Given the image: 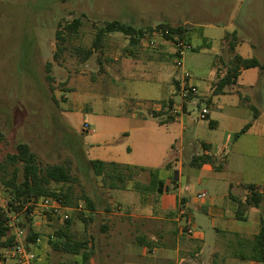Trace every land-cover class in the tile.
<instances>
[{"label": "rangeland", "instance_id": "1", "mask_svg": "<svg viewBox=\"0 0 264 264\" xmlns=\"http://www.w3.org/2000/svg\"><path fill=\"white\" fill-rule=\"evenodd\" d=\"M75 19L80 20L77 30H69L66 26ZM113 20L136 28L168 22L189 30L192 48L183 52V66H177L173 57L175 77L186 69L198 87V94L191 97L196 104L180 111L184 127L173 121L162 126L160 118L152 116L156 100L172 91L165 82L166 72L147 81L101 71V65L116 63L117 53L122 57L128 53L123 45L129 37L120 32L116 38L106 35L94 48L98 29ZM57 32L64 39H58ZM87 50H91L88 57ZM236 54L264 64V0H0V163L19 142L28 143L43 164L68 163L77 178L68 234L74 239L94 238V264H148L140 238L134 239L138 230L133 215L155 210L161 196L148 189L149 172L136 169L125 188L111 189L87 162L113 160L134 168H159L167 181L175 172L166 171L164 165L176 161L177 168L183 164L179 192L190 203L199 192H206L203 202L212 199L227 210L233 204L229 192L242 195L248 183L264 185V68L243 70L235 83L215 93ZM172 95L177 105H183L179 91ZM204 107L209 114L198 119ZM140 120L142 128L131 130ZM248 123V131L235 137ZM204 143L218 153L210 169L191 164L194 154L204 152ZM85 197L92 200L95 211L108 207L106 218L95 212L86 225L81 217L89 219L92 212ZM6 198L0 185V202ZM191 217L204 231L207 247L218 239L204 212L193 208ZM65 220L61 214L45 218L36 212L33 229L39 241L33 244L37 255L33 264H82L81 255L51 244ZM106 223L108 229L103 231ZM112 228L123 238L126 235L124 244L110 249L101 241Z\"/></svg>", "mask_w": 264, "mask_h": 264}, {"label": "crops", "instance_id": "2", "mask_svg": "<svg viewBox=\"0 0 264 264\" xmlns=\"http://www.w3.org/2000/svg\"><path fill=\"white\" fill-rule=\"evenodd\" d=\"M116 37H118L116 32L109 33L106 39ZM126 40V42L129 41L131 45H134V50L132 51L127 49L126 42L123 45L128 52L126 54L131 55V57L127 55H123L122 57L121 53H117L114 57L116 63H111L112 65L108 66L101 65V71L109 72L113 70L115 73L125 78L134 79L140 77L147 81L157 80L156 76L158 74L166 72L168 75L165 82L170 83L172 91L169 97H161L156 100L153 106L152 116L159 117L160 123H163L162 126L170 125L171 121H167L165 118L169 114L175 115L172 113V109L177 103L175 101L174 105L169 107L168 105L164 106L162 101L168 100L171 97L174 99L172 94L175 90L177 91L175 82L177 76L175 77L174 75L175 62L173 57L175 56V47L173 42L166 38H158L157 44L152 48L147 46L146 40L143 39L142 41L131 42L129 37V39ZM242 72L243 70L241 73ZM105 84L106 82H104V85ZM105 86H112V84H107ZM250 87L251 86H249V88ZM186 107L188 108V105ZM187 108L186 110H188ZM154 114H158V116ZM133 118L137 119L136 114H134ZM141 122L140 120L131 130L142 128ZM173 122H180V126L184 127V116L182 113H180L178 117H175ZM126 130L127 129L122 130V132L125 131L123 135L128 134ZM204 144L207 145L203 146L204 152L194 155L209 154L217 157L218 153L216 150H213L211 144ZM180 151H182V148L179 152ZM175 159L178 160L177 157ZM104 161L109 162L110 160ZM166 164H168V166H166ZM164 167L166 171L175 172L174 175L176 179H174V175L171 177L172 180L169 178L166 181L164 178V191L161 196H158V204L155 210L147 213L139 212L133 215L134 219L137 221L136 227L138 230L134 239L140 238V242H142L141 244L143 246L142 255L148 258V264H264L257 259L255 244L253 242L255 235L260 231V227L262 224L264 225V214L260 215V210L264 209V201L260 207H250L247 210L248 218L246 220H240L235 217L236 202L233 197L244 202L249 194L247 189L249 183L245 186L246 191L242 195L228 193L227 196L233 201V204H228L227 210L222 206H217L212 199L209 202L196 199L192 200L190 203L188 199L179 192L182 187L180 174L183 170V164H180L177 168L176 161H169L165 163ZM212 167L213 165L208 163L199 166L201 169H210ZM202 180V177H199V181ZM255 184L260 186V188L264 187L261 183ZM193 208L199 209L211 218V225L218 239L212 242L208 247L205 245L206 238L204 231L199 230L198 226L192 223L191 216ZM181 209H185V214L180 212ZM107 211L110 210H97L95 212L106 218L104 213H107ZM105 225L106 231L108 229V224L106 223ZM187 228H192L193 233L189 234ZM219 235H223L224 237L222 238ZM124 238L120 230L112 228L104 235L101 245H105L107 248L112 249L121 243L124 244ZM135 240H131L130 243L135 244ZM8 251V248L0 247V264H14V260L9 255ZM91 263L94 264L90 259V264ZM106 264L116 263L107 261Z\"/></svg>", "mask_w": 264, "mask_h": 264}, {"label": "trees", "instance_id": "3", "mask_svg": "<svg viewBox=\"0 0 264 264\" xmlns=\"http://www.w3.org/2000/svg\"><path fill=\"white\" fill-rule=\"evenodd\" d=\"M80 24L79 19L73 20L66 27L69 30L76 31ZM154 28H169V33L164 37L171 42H176V38L185 39L191 44V37L189 30L183 24H170L168 22L160 23L153 27L136 28L131 24L124 23L119 20L108 21L98 29L95 39L93 41L94 48H99L103 43L106 35L109 33L120 32L130 37L131 42H138L147 33H151ZM147 31V32H146ZM58 39H64L61 32H57ZM192 45V44H191ZM87 57L91 50L86 51ZM56 55V53H55ZM50 63H48V72ZM51 66V65H50ZM260 67L264 68L257 58H246L240 54H236L232 65L228 67L226 74L218 82L215 93H221L226 85L236 82L242 70ZM47 78L52 80L48 74ZM177 82V80L175 81ZM177 91H179V82L176 84ZM175 100L171 97L168 100H163L164 106L172 107ZM158 116V114H154ZM167 121H173L174 115H167ZM249 129V123L243 127L235 137H239L246 133ZM2 137L1 119H0V138ZM207 146L206 144H204ZM216 157L209 154L194 155L191 164L194 166H201L204 163L213 165ZM88 169H92L96 176L101 177L103 185L111 189H123L126 187V182L131 179L133 172L136 169L148 171L150 174V182L148 189L155 192L157 195L162 194L165 187V179L160 177L159 168L147 167H132L118 163L116 161H104L100 159L90 160L87 162ZM168 166V164H166ZM77 178L72 174L71 166L68 163H49L43 164L39 161L38 156L31 150V147L26 142H19L13 152L7 154L3 163H0V184L7 192V207L3 209L0 207V247L10 249L13 246L14 236L10 233L7 226L8 212H20L23 218L22 225L26 229L27 243H36L39 234L33 229V217L30 213L34 210V206L30 204L32 198L38 199L43 196H53L60 198L65 205L72 206L73 202V185ZM249 194L243 202L238 198L233 197L236 202L235 217L240 220L248 218L247 210L250 207H260L264 201V187L260 188L255 183L247 185ZM262 189V190H260ZM86 207L90 212L89 219L81 217L83 221L88 224L95 214V206L89 197L84 198ZM107 210L108 207H106ZM94 212V213H93ZM64 228H59L55 231L57 240L51 242L57 250H64L67 253L81 255L82 264H90V259L93 258L94 238L89 240L83 236L80 239H74L67 232L71 219L67 218ZM106 225L103 227V231ZM188 229V228H187ZM66 236V240L61 241L62 237ZM255 252L257 259L264 263V225L260 227V231L255 235L254 240ZM66 264H80L76 261Z\"/></svg>", "mask_w": 264, "mask_h": 264}, {"label": "built area", "instance_id": "4", "mask_svg": "<svg viewBox=\"0 0 264 264\" xmlns=\"http://www.w3.org/2000/svg\"><path fill=\"white\" fill-rule=\"evenodd\" d=\"M169 33V28H154L151 33H149V39H146V44L149 47H154L157 44L158 38H165L164 36ZM176 56V64L182 67L181 57L186 49L192 48V45L188 43L185 39L176 38V42H173ZM179 82V92L183 99V105H177L172 109L173 114H177L183 111L187 105L190 103L196 104L191 99L192 96L198 94V87L192 80V75L186 69L183 73L176 78ZM209 114L208 108H202L199 112L198 119L206 118ZM85 124V129L87 128ZM1 185V184H0ZM206 192H199L197 194L198 200H203L206 197ZM31 205L34 206V210L30 213L31 217H34L36 212H40L45 218L50 216H56L61 214L64 219L69 217L68 211L74 209L73 206H68L63 203L60 198L53 196H43L38 199L32 198ZM0 207L6 209L7 201L0 202ZM81 207V204H79ZM180 212L185 214V209H181ZM7 226L10 229V233L14 236V244L9 249V255L13 258L14 264H33L37 258L36 251L34 249V243H27L26 241V229L23 227V218L20 212H8ZM187 232L189 234L193 233L192 228H188ZM39 238L36 239V242Z\"/></svg>", "mask_w": 264, "mask_h": 264}]
</instances>
